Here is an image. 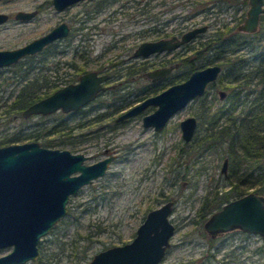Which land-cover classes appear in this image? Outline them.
Segmentation results:
<instances>
[{
  "label": "rangeland",
  "instance_id": "obj_1",
  "mask_svg": "<svg viewBox=\"0 0 264 264\" xmlns=\"http://www.w3.org/2000/svg\"><path fill=\"white\" fill-rule=\"evenodd\" d=\"M51 1L0 0V12L10 14L9 20L0 24V49L22 45L59 21H65L72 29L69 37L73 38V43H80L81 37H87L90 54L92 56L100 54L98 62H105L111 57L123 58L125 56L123 48L131 46L132 51L142 40L152 39L153 34H147L142 30L157 23L161 25L171 20L166 25L167 29L178 25L180 20L181 26L186 29L195 23L208 24L207 30L201 35L204 36L211 33L219 24L236 22L232 10L216 9L212 13H205L199 6L195 7L190 0H141L138 6L148 2L147 12L135 10L133 4L139 0H117L113 4L103 6L94 18L88 20L87 11L97 7L100 0H79L62 10H56ZM121 3L128 6V13L117 10L114 16H109ZM247 7L248 4L239 22L243 21ZM33 8H37L38 13L28 21H16L12 17L19 9ZM240 12L241 9L238 14ZM80 25L84 27L76 31L74 28ZM68 50L70 51L64 55H70L72 49ZM184 52L190 54L188 49ZM156 57L150 56L144 65L151 63ZM136 60L133 62L138 65L141 59ZM24 68V65L1 67V93H4L5 89V94L12 97L18 89ZM147 83L148 79L139 71L117 87V94L126 100L127 106L124 109L134 103L131 99L142 91ZM217 83L218 81L215 84ZM205 92L206 101H214L211 102L212 107L223 103L222 99L218 98L214 86H207ZM111 97L109 93H105L99 99L105 101L111 100ZM106 103L110 102H92L78 115L82 116L85 111L90 115L104 111ZM198 105L199 101L191 100L177 110L160 131H154L152 127L144 128L139 118H129L122 125H117L114 117L120 111L104 115L91 126L75 129L76 133L90 132V139L77 144L76 150H73L74 147L70 144L64 146L65 148L84 153L87 156L85 159L87 163L111 154L114 155V159L102 175L83 185L70 196L68 206L71 214L68 222L59 224L57 230L42 237L43 259L41 261L38 259L34 263L85 264L93 253L108 246L130 241L150 208L160 205L166 199H173L174 206L170 218L175 225V231L160 264H176L179 261L184 263L190 258L198 257L208 244L209 238L215 239L216 244L224 246V249L217 252V257L220 258L224 254L228 255L220 259L223 263L264 264V242L260 235L233 229L210 237L203 228L206 219L201 213L205 196L216 198L218 194L229 190V186H223L226 178L220 172L224 155L214 149L192 150L191 144L184 145L181 138L179 121L185 116L195 115ZM74 118L75 121L79 117ZM41 120L35 115L27 118L0 117V132L17 131L21 126H30ZM37 141L43 145L40 139ZM179 146L182 149L178 153ZM247 191L264 195V191L258 190L257 187H251ZM84 245H88L86 256L80 259L78 258L80 252L77 250H81ZM6 251L0 250V255Z\"/></svg>",
  "mask_w": 264,
  "mask_h": 264
},
{
  "label": "water",
  "instance_id": "obj_2",
  "mask_svg": "<svg viewBox=\"0 0 264 264\" xmlns=\"http://www.w3.org/2000/svg\"><path fill=\"white\" fill-rule=\"evenodd\" d=\"M77 0H52L57 9ZM248 7L243 21L236 29L253 32L257 29L264 0H247ZM35 10H17L16 19H29ZM8 14L0 12V23ZM207 24L189 28L177 38L143 40L133 51V56L169 50L188 42L197 33L205 31ZM68 25L59 22L42 35L14 47L0 49V67L12 64L26 54L41 50L50 41L65 36ZM177 63L154 68L146 76L154 80L165 76ZM221 66L211 63L194 69L182 81L172 83L163 90L148 96L140 104L126 110L117 119L131 116L147 104L157 107L143 116L144 125L159 130L177 110L196 97L202 96L208 84L216 79ZM106 74L97 75L88 71L78 81L57 88L50 94L30 103L22 110L23 116L46 115L60 109L63 112L77 109L93 99L100 81ZM226 91L218 90V97L224 99ZM181 138L189 142L197 128L195 115H188L179 121ZM82 152H71L67 148H52L40 145L38 141H24L0 145V247L12 245L8 253L0 255V264L24 262L38 257L37 243L40 237L52 228L55 222L67 212V200L82 185L104 173L111 157L87 164ZM227 157L221 171L225 172ZM173 199L147 211L130 241L108 246L95 252L86 264H160L170 246L175 225L170 216ZM203 228L210 237L223 232L241 229L260 235L264 242V195L248 191L232 198L214 210L203 222Z\"/></svg>",
  "mask_w": 264,
  "mask_h": 264
},
{
  "label": "trees",
  "instance_id": "obj_3",
  "mask_svg": "<svg viewBox=\"0 0 264 264\" xmlns=\"http://www.w3.org/2000/svg\"><path fill=\"white\" fill-rule=\"evenodd\" d=\"M190 1L195 7L202 8L201 10L205 13H212L216 9L217 11L232 10L236 21L234 24H219L213 28L211 33L199 37L194 43H187L186 49L190 51V54H186L181 61L183 69L175 77L172 75L169 78V80L186 78L194 69L211 63H218L222 68L217 79L218 83L211 82L209 86L219 85L226 89L227 95L222 100L223 103L212 107L211 102L214 101H206L204 95L206 92L195 98L199 101L198 110L194 112L198 118V125L192 139L184 143V145L190 143L192 150L214 149L229 159L228 176L223 183V186H229V190L218 194L216 198L210 195L205 196L201 216L206 219L223 203L248 192L247 190L251 187L264 191V9L260 14L258 30L250 33L234 32L236 24L244 15L247 0ZM134 6L140 12L148 11L147 3L140 6L135 3ZM240 9L242 12L238 14ZM155 31L159 29L155 28ZM62 42L49 43L41 50V54L27 55L25 59L12 64L13 66L24 65L25 69L21 73V86L17 95L8 104L10 112L20 110L52 89L54 80L49 72L50 65L42 69L40 68L41 61H47L53 52L65 50V47L72 49L78 55L80 53L81 56L88 50L83 45L72 46L69 41L64 40L63 44ZM132 71L131 69L124 75L129 76ZM167 81L165 80L162 84L154 82L149 85L147 93L160 90L168 83ZM73 119L76 118L72 117V114L46 115L42 117V122L38 127L26 132L12 133L3 141L32 137L40 139L46 146H66L70 144L69 135L73 132V128L84 125V122ZM181 148L179 146L177 152H180ZM187 153L190 152L187 151ZM68 211L69 214L60 220V224L68 222L71 214L70 206H68ZM223 247L216 244L215 239L209 238L208 244L198 257L190 258L184 263L179 261L176 264H227L220 259L228 255L217 257V252L224 249ZM87 248L88 245H84L81 250H77L80 252L78 258H85ZM77 251L75 250L76 253ZM42 259L43 251L40 245L39 260Z\"/></svg>",
  "mask_w": 264,
  "mask_h": 264
},
{
  "label": "flooded vegetation",
  "instance_id": "obj_4",
  "mask_svg": "<svg viewBox=\"0 0 264 264\" xmlns=\"http://www.w3.org/2000/svg\"><path fill=\"white\" fill-rule=\"evenodd\" d=\"M77 1H79V0H77ZM77 1H75V2H77ZM97 1V0H96ZM115 1H117V0H100L99 1V3H98V6L97 7H95V8H93L92 10H90V11H87V20L88 19H91V18H94L95 16H96V13L98 12V11H101L103 8V6H105V5H108V4H113V2H115ZM52 2V1H51ZM136 3H140L141 2V0H139V1H135ZM74 3V2H73ZM73 3H70V4H68V5H66L65 7H63L62 9H64V8H66V7H68L69 5H71V4H73ZM145 3H147L148 4V2H144L143 4H145ZM52 5H53V7L56 9V10H62V9H57L55 6H54V4H53V2H52ZM133 5H135V4H133ZM127 8H128V6H126L124 3H121V4H118V6H117V8H114V10L112 11V14L111 15H109V16H114V14L116 13V12H118L117 10H120V12L121 13H128V11H127ZM134 8H135V6H134ZM137 8H135V10H136ZM148 9V8H147ZM263 9H264V7H263ZM19 10H24V9H19ZM33 10H35V14L31 17V18H29V19H16V18H14V14H15V12H14V14H13V19L14 20H16V21H28V20H30V19H32L35 15H37V13H38V9L37 8H33V9H30V10H26V11H33ZM127 11V12H126ZM149 11V10H148ZM263 11V10H262ZM89 12H94V13H89ZM5 13H7V12H5ZM262 13V12H261ZM8 14V18L3 22V23H5V22H7L8 20H9V18H10V14L9 13H7ZM180 17H181V15H180ZM175 19V17L173 18V20ZM172 20V21H173ZM171 20H167V21H165V22H163V23H161V25H158V23L157 24H154V25H152V26H150V27H148L147 29H145V30H142V32H145V33H150V34H153V37H152V39H148V40H154V39H159V38H168V37H171V36H176L177 38H179L181 35H182V33L183 32H185L186 30H188L189 28H193L194 26H198V25H201V24H197V23H195V24H193L191 27H189L188 29H186V27H182L181 26V20L179 21V23H178V25H176V26H173V27H171L170 29H167V27H166V25L170 22ZM59 22H62V21H59ZM58 22V23H59ZM63 22H65V21H63ZM241 22V21H240ZM240 22H238L237 24H236V26L240 23ZM58 23H56L55 25H57ZM66 23V22H65ZM0 24H2V23H0ZM67 24V23H66ZM55 25H53V26H55ZM68 25V24H67ZM259 25H260V19H259V24H258V27H257V29L256 30H258V28H259ZM53 26H51L50 28H52ZM236 26H235V28H234V32H236V31H239V32H245V31H240V30H237L236 29ZM84 26L83 25H80V26H78V27H76V28H74L76 31H79V30H81L82 28H83ZM49 28V29H50ZM68 33L65 35V36H62V37H60V38H56V39H54V40H52V41H50L49 43H53V42H62V44L63 43H65L64 42V40L65 41H69L70 42V44L72 45V46H75V45H83L84 47H86L88 50H86L85 51V54L83 55V56H81V54L79 53V55L78 54H76L74 51H71V53H70V55L69 56H66V55H64V53H67V51H70V50H68L67 48L68 47H65L66 49L65 50H59V51H55V52H53L52 54H51V57L50 58H48L47 59V61H39L40 62V68H42V69H46L47 67H48V65H50V68H49V72L51 73V75H52V78H53V80H54V83H53V87H52V89L47 93V94H43V95H41L39 98H35L33 101H31V103L32 102H34V101H36V100H38V99H40V98H42V97H44V96H46V95H48V94H50L52 91H54V90H56L57 88H59V87H62V86H64V85H66V84H69V83H75V82H77L78 81V78H79V76L81 75V74H83V73H86V72H88V71H95L96 72V74L97 75H101V74H106L107 75V77L106 78H104L103 80H101L100 81V83H101V85L102 86H105V88L104 89H99L98 91H97V93H96V95H95V97L93 98V99H91L90 101H88V103H86L85 105H83V106H81V107H79V108H77V109H74V110H70V111H68V112H63V111H61L60 109H58V110H55L54 112H52V113H49V114H46V115H50V114H56V115H60V114H62V115H69V114H72V117H79L78 119H77V121L79 120V122H84V125L83 126H81V127H77L79 130L81 129V128H85V127H88V126H91V124H94V123H96V122H98L99 120H101L102 119V117L104 116V115H106V114H111V113H113V112H119V114L117 115V116H115L114 117V121H115V123L117 124V125H122V123L124 122V121H126V120H128L129 118H139L140 119V121H141V125L144 127V128H148V127H152L153 129H154V127L152 126V125H144L143 124V116H145V115H147V114H149V113H151L152 111H154V109L157 107V105H155V104H147V105H145L143 108H141L138 112H136L135 114H133V115H131V116H128V117H124V118H120V119H117L118 118V116H120L122 113H124L126 110H128L129 108H131V107H133L134 105H138V104H140L141 103V101L142 100H144L145 98H147L148 96H150V95H153V94H155V93H157V92H159V91H161V90H163L165 87H167V86H169L170 84H172V83H176V82H179V81H182L183 79H185V78H182V79H176V78H174L173 80H169V78L173 75L174 77L179 73V72H181V70L183 69L182 67H183V65L181 64V61H182V59H184L185 57H186V54H185V52H184V50L187 48V43H189V42H192L193 40H195V39H197V38H199L202 34H204L205 33V31L207 30V28H208V24H207V28H206V30L205 31H203V32H199V33H197L193 38H191L188 42H185V43H183V44H180L178 47H176V48H173V49H169V50H163V51H160V52H155V53H152V54H149V55H147V56H133L132 54H133V51H134V49L137 47V45L140 43H138L135 47H134V49L132 50V51H130V49H132V47L131 46H129V47H126L125 49L123 48V50L125 51V56L123 57V58H118V57H111L109 60H107V61H105V62H98V59L100 58V54L99 55H96V56H92L90 53H91V50L88 48V38L87 37H81L80 38V41H82V42H80V43H76V44H74L73 43V38H71V37H69V35H70V26L68 25ZM155 28H158L159 29V31H155ZM48 29V30H49ZM47 30V31H48ZM72 30V29H71ZM255 30V31H256ZM46 32V31H45ZM44 32V33H45ZM141 32V33H142ZM254 32V31H253ZM250 33V32H249ZM43 34V33H42ZM41 34V35H42ZM40 36V35H39ZM38 37V36H37ZM35 38V37H34ZM33 39V38H32ZM143 41V40H142ZM26 43V42H25ZM49 43H47V44H49ZM46 44V45H47ZM45 45V46H46ZM20 46V45H19ZM44 46V47H45ZM43 47V48H44ZM14 48V47H13ZM42 48V49H43ZM41 49V50H42ZM41 50H39V51H37V52H35V53H32V54H41ZM124 54V53H123ZM27 55H31V53L30 54H26V55H24L23 57H21L20 59H18L17 61H19V60H22L23 58L25 59L26 58V56ZM150 56H157L156 58H154L152 61H151V63H149V64H145L144 65V63L145 62H147L148 60V58L150 57ZM85 57V58H84ZM141 59L140 60V63L138 64V65H136L133 61L134 60H136V59ZM147 60V61H146ZM16 61V62H17ZM137 61V60H136ZM15 63V62H14ZM14 63H12V64H14ZM175 63H177V66H174L172 69H171V71L169 72V73H167L165 76H162V77H158V78H156V79H154V80H152V79H150L149 77H147L146 76V72H148L149 70H151V69H154V68H158V67H162V66H169V65H173V64H175ZM12 64H9V65H12ZM5 66H8V65H5ZM221 66V65H220ZM2 67H4V66H2ZM0 69H1V67H0ZM25 69V68H24ZM133 70L132 71V73L129 75V76H127V75H124V73H126V72H128L129 70ZM222 69V68H221ZM125 70V71H124ZM139 71H142V75H144L147 79H148V83L141 89L142 91H140L139 93H136L135 95H134V97L131 99L132 100V102H134L133 104H131V106L129 105V107L128 108H126V109H124L126 106H127V104H126V100H124L122 97H121V95H118L117 94V87L122 83V82H125V81H127V80H130V77L131 76H134V74H136V73H138ZM43 72V71H42ZM221 72V71H220ZM220 72H219V74H220ZM219 74H218V76H219ZM218 76L216 77V79L214 80V81H212V82H214V84L216 83V81H217V79H218ZM120 78H122V79H120ZM20 81L18 82L19 83V86H18V89L20 88V86H21V79H19ZM165 80H168L167 82V84L166 85H164V87H162L160 90H158V91H156V92H151V93H147V89H148V87H149V85H151V84H153L154 82H161V84H162V82H165ZM211 83V82H210ZM209 83V84H210ZM209 84H208V86H209ZM38 85V83L36 84V86ZM207 88V87H206ZM18 89H17V91L12 95V97H10V95H9V97L5 94V89H3L4 90V93L2 92H0V102H2V104H0V117L3 119H5V117H9L10 118V116L11 117H16V116H20V117H22V118H27V117H29V116H32V115H35V116H38V117H40L41 119H42V117L43 116H46V115H42V114H30V115H28V116H23L22 115V110L25 108V107H27L28 105H26L25 107H23V108H21L20 110H18V111H14V112H10V110H9V108H8V104L12 101V99L13 98H15V96L17 95V92H18ZM35 89H36V87H35ZM219 89H223V90H225L226 91V89L225 88H223V87H220L219 85L218 86H216L215 87V91H216V94H217V96H218V90ZM206 91V90H205ZM105 93H109L112 97V99L111 100H101V99H99L100 98V96L101 95H103V94H105ZM226 95H227V91H226ZM226 97V96H225ZM219 98V97H218ZM220 99V98H219ZM225 99V98H224ZM224 99H222V100H224ZM92 102H110V103H106L105 104V106H106V109L104 110V111H98V112H96V113H94V114H92V115H90L88 112H86L85 111V113H82V116L81 115H78V113H81L83 110H84V107L85 106H88L90 103H92ZM116 102V103H115ZM80 109H83L82 111L80 110ZM124 109V110H123ZM78 110H80L79 112H78ZM57 113H59V114H57ZM87 114H89V115H87ZM196 116V115H195ZM197 118V117H196ZM169 119V118H168ZM76 121V120H75ZM168 121V120H167ZM167 121L165 122V124L162 126V128L161 129H163L164 128V126L166 125V123H167ZM42 122V120L40 121V122H36L35 124H33V125H30V126H26V127H20L17 131L16 130H14L13 132H11L10 130H8V132H6L5 130H3L2 132H0V145H5V144H9V143H20V142H24V141H32V140H34V138H32V137H26V138H23V140H20V139H18V140H16V141H8V142H4L3 140L5 139V137H8V136H11L12 135V133H20V132H26L27 130H30V129H33V128H35V127H38V125H40V123ZM74 122V121H73ZM197 125H198V118H197ZM76 127H74L73 128V132H71V134L69 135V137H70V139H71V141H69L70 142V144H79L81 141H84V140H87V139H90V132H79V133H76L75 131V129H77ZM161 129H159V130H155L154 129V131H160ZM10 131V132H9ZM89 133V134H88ZM81 136V137H80ZM69 137H67V138H69ZM34 141H37V139H35ZM184 143H187V142H185V141H183ZM40 144V143H39ZM41 145V144H40ZM56 147L57 148H60V149H63V148H65L64 146H62V145H56ZM74 147V149L73 150H76V148H75V146H73ZM52 148H55V147H52ZM68 149V148H67ZM179 149V148H178ZM182 149V148H181ZM70 150V149H69ZM71 152H74V151H72V150H70ZM179 153V152H178ZM84 154V153H83ZM85 155V154H84ZM86 156V155H85ZM105 157H111V159L108 161V163H107V166H106V168L108 167V164L114 159V155L113 154H111V155H106V156H104L103 158H105ZM225 157H227V156H224L223 157V159H222V162H223V160H224V158ZM86 158H87V156H86ZM85 158V159H86ZM103 158H101V159H103ZM85 159H84V162H85ZM101 159H98V160H101ZM98 160H96V161H94V162H97ZM94 162H90V163H87V162H85V163H87V164H91V163H94ZM222 162H221V165H220V169H221V166H222ZM106 168H105V170H106ZM228 168H229V159H228V157H227V166H226V171L225 172H222L221 170H220V172L224 175V178H227V176H228ZM105 170H104V172H105ZM102 175V174H101ZM100 176V175H99ZM96 177H98V176H96ZM96 177H94V178H96ZM94 178H92V180L94 179ZM91 180V181H92ZM90 181V182H91ZM90 182H88V183H90ZM88 183H85V184H88ZM84 184V185H85ZM83 186V185H82ZM81 186V187H82ZM80 187V188H81ZM79 188V189H80ZM78 189V190H79ZM77 190V191H78ZM76 191V192H77ZM75 192V193H76ZM74 194V193H73ZM72 194H70L69 195V197H68V200H67V204H66V206H67V212L63 215V216H61L56 222H55V224H54V226L52 227V228H50L49 230H48V232L46 233V234H44V235H49V234H51V233H53L52 232V230H57L58 229V226H59V224H60V220L62 219V218H64L66 215H68L69 214V211H68V202H69V198H70V196H71ZM167 200V199H166ZM151 209V208H150ZM149 209V210H150ZM147 213V212H146ZM146 213H145V215H146ZM145 215L143 216V218H142V220L144 219V217H145ZM141 220V221H142ZM139 225V224H138ZM44 235H42L41 237H40V239H39V241H38V243H37V248H38V257L36 258V259H29V260H25L24 262H18V263H13V264H25V263H29V264H35L34 263V261H36V260H38L39 259V256H40V245H41V248H42V243H41V241H42V237L44 236ZM11 248H12V245H8V246H4V247H0V250H7L6 252H4V253H2V254H5V253H8L10 250H11ZM1 254V255H2ZM94 254V253H93ZM92 254V255H93ZM91 258V257H90ZM89 258V259H90ZM88 259V260H89ZM87 260V261H88ZM87 261H86V263H87ZM85 263V264H86Z\"/></svg>",
  "mask_w": 264,
  "mask_h": 264
}]
</instances>
